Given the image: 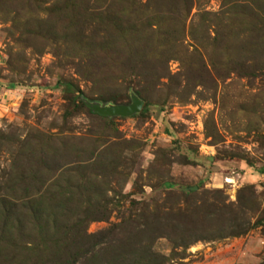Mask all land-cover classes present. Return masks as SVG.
<instances>
[{"label":"rangeland","instance_id":"obj_1","mask_svg":"<svg viewBox=\"0 0 264 264\" xmlns=\"http://www.w3.org/2000/svg\"><path fill=\"white\" fill-rule=\"evenodd\" d=\"M263 185L264 0H0V264H264Z\"/></svg>","mask_w":264,"mask_h":264},{"label":"trees","instance_id":"obj_2","mask_svg":"<svg viewBox=\"0 0 264 264\" xmlns=\"http://www.w3.org/2000/svg\"><path fill=\"white\" fill-rule=\"evenodd\" d=\"M26 7V9H28L29 8V6L26 4L25 5ZM242 16V17H241ZM240 17H241V19H242V21L241 22H243V23H247V24H249V25H252L254 22H255V20H259L260 19V17L261 16H257L256 14L254 15V14H251V15H248V14H245V13H242V14H240ZM197 49H193V54H196L197 53V51H196ZM198 54V53H197ZM142 62V61H141ZM141 67H142V69L143 68H145V64H141L140 65ZM141 67L139 68V69H141ZM134 93L136 94V95H138V96H140L141 97V91L140 90H135L134 91ZM126 98H128V94H126V93H124L123 95H120V96H111L110 97V99H105V98H95V99H90V101H95L96 100V102H101V101H104V102H109V101H111L112 103H114V104H117V103H121V101L123 100V99H126ZM85 105V104H84ZM87 109V111L88 112H90V113H93V114H95V115H98V116H100V117H102V118H110V117H106V116H102V115H99V114H97V113H94L89 107H87L86 108ZM145 110V109H144ZM186 199H189V198H191V197H193L196 193H195V191H187V192H182L181 193ZM175 214H177V216L178 217H181L183 214H184V211H183V209L182 208H178L176 211H175ZM93 218H101L100 216L99 217H93ZM93 218H85V220L83 221V222H87V221H89V220H94ZM81 222V223H80ZM80 224H82V221L81 220H78L77 222H76V225H80ZM73 228V227H72ZM74 229V228H73ZM72 229V230H73ZM71 230V227H68L67 229H66V232H68V231H70ZM79 230V229H78ZM77 230V231H78ZM76 231V232H77ZM165 232V231H164ZM162 234H164V233H162ZM95 246V243H93V244H89V245H86L85 246V243H77L76 245H74V248H75V252L76 253H79V252H81L82 251V253H83V251L86 253L87 251H89L90 249H92L93 247Z\"/></svg>","mask_w":264,"mask_h":264},{"label":"water","instance_id":"obj_3","mask_svg":"<svg viewBox=\"0 0 264 264\" xmlns=\"http://www.w3.org/2000/svg\"><path fill=\"white\" fill-rule=\"evenodd\" d=\"M86 105L94 112L106 117H127L139 113L144 101L134 93L130 94L128 103L101 104L100 102H86ZM195 187H187L185 191H193Z\"/></svg>","mask_w":264,"mask_h":264},{"label":"built area","instance_id":"obj_4","mask_svg":"<svg viewBox=\"0 0 264 264\" xmlns=\"http://www.w3.org/2000/svg\"><path fill=\"white\" fill-rule=\"evenodd\" d=\"M264 186V185H263Z\"/></svg>","mask_w":264,"mask_h":264}]
</instances>
